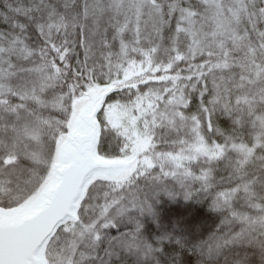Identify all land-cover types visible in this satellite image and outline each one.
Listing matches in <instances>:
<instances>
[{
	"label": "snow or ice",
	"instance_id": "snow-or-ice-1",
	"mask_svg": "<svg viewBox=\"0 0 264 264\" xmlns=\"http://www.w3.org/2000/svg\"><path fill=\"white\" fill-rule=\"evenodd\" d=\"M0 264H264V0H0Z\"/></svg>",
	"mask_w": 264,
	"mask_h": 264
}]
</instances>
